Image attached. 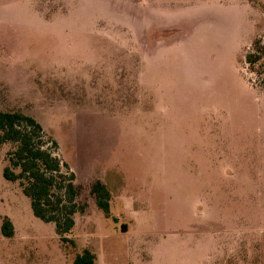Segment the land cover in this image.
I'll return each mask as SVG.
<instances>
[{
  "label": "rangeland",
  "instance_id": "1",
  "mask_svg": "<svg viewBox=\"0 0 264 264\" xmlns=\"http://www.w3.org/2000/svg\"><path fill=\"white\" fill-rule=\"evenodd\" d=\"M257 38L264 0H0V109L40 122L85 207L62 242L0 146V264H264Z\"/></svg>",
  "mask_w": 264,
  "mask_h": 264
},
{
  "label": "trees",
  "instance_id": "2",
  "mask_svg": "<svg viewBox=\"0 0 264 264\" xmlns=\"http://www.w3.org/2000/svg\"><path fill=\"white\" fill-rule=\"evenodd\" d=\"M263 58L264 42L257 38L246 55V62L253 72L259 73ZM45 136L43 126L34 117L21 111L0 109V146L14 144L9 153L10 164L4 169L5 178L19 181L31 200L34 215L55 223L61 241L71 242L67 234L76 224V213L85 208L76 201L81 189L75 183L70 165L57 154L58 143L48 141ZM91 193L100 210L111 217L113 196L108 186L96 180ZM2 232L9 238L14 236L15 227L9 218L3 223ZM73 264H98L97 255L86 248L76 255Z\"/></svg>",
  "mask_w": 264,
  "mask_h": 264
}]
</instances>
